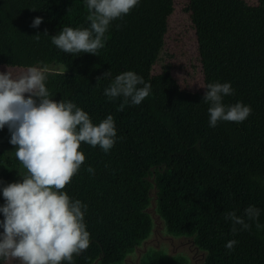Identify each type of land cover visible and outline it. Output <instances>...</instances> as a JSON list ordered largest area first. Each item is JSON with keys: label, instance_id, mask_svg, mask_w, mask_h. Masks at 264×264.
I'll return each instance as SVG.
<instances>
[{"label": "trees", "instance_id": "trees-1", "mask_svg": "<svg viewBox=\"0 0 264 264\" xmlns=\"http://www.w3.org/2000/svg\"><path fill=\"white\" fill-rule=\"evenodd\" d=\"M84 1L0 0V65L44 70L50 98L73 102L94 125L108 115L114 118L113 148L105 153L82 142L79 151L86 159L63 190L87 206L90 246L72 264H123L150 235L146 209L152 188L166 233L192 238L205 254L203 264H264V0L256 6L191 0L206 86L230 83L233 94L223 97V104L240 102L252 109L243 122L219 121L216 127L209 125L205 93L178 89L169 64L153 73L172 0H139L110 24L97 55L66 54L52 44V36L63 27H89ZM64 3L75 7L74 18L61 13ZM37 17L42 23L33 28ZM52 64L65 71L48 70ZM127 71L141 76L151 92L140 105L129 102L119 110L123 97L109 100L104 92ZM9 138L7 126L0 129V162L12 178L22 164L14 146L13 153L7 151ZM249 206L260 210L257 220L245 216ZM229 212L244 218L249 229L236 225L233 234L232 221L225 219ZM230 240L237 241L231 251L225 247ZM139 264L188 262L149 250Z\"/></svg>", "mask_w": 264, "mask_h": 264}, {"label": "clouds", "instance_id": "clouds-1", "mask_svg": "<svg viewBox=\"0 0 264 264\" xmlns=\"http://www.w3.org/2000/svg\"><path fill=\"white\" fill-rule=\"evenodd\" d=\"M139 0H86L89 27H63L52 36V44L66 54L89 53L97 55L104 47L110 24L129 14ZM42 23L37 17L30 25ZM39 38V35H37ZM110 71L104 77L110 76ZM45 71L30 67L13 78L10 72L0 73V129L7 126L10 144L15 156L27 170L22 182L3 187L4 205L0 213V260L19 261V264H72L73 257L90 246L84 215L87 209L81 201H73L63 191L78 174L86 157L79 151L81 143L99 146L108 153L117 137L114 118L108 115L94 125L88 113L70 101L56 102L46 88ZM99 79V78H98ZM142 85V87H141ZM203 102L210 103L209 125L219 121L240 123L251 114V107L240 102L225 106L223 97L233 94L230 83H209ZM151 92V85L133 71L121 73L105 89L109 100L123 97L119 110L129 102L140 105ZM87 171L94 172L89 167ZM260 210L254 206L245 209L249 221L257 220ZM225 219L233 223L236 234L240 225H250L234 212ZM237 244L230 240L225 245L230 251Z\"/></svg>", "mask_w": 264, "mask_h": 264}, {"label": "rangeland", "instance_id": "rangeland-1", "mask_svg": "<svg viewBox=\"0 0 264 264\" xmlns=\"http://www.w3.org/2000/svg\"><path fill=\"white\" fill-rule=\"evenodd\" d=\"M249 6H256L257 0H241ZM87 12L86 1H84ZM61 13L70 18L76 15V9L67 4H60ZM173 12L167 20V31L164 36V47L160 54V62L154 67L153 73L157 74L161 66L171 65L170 76L178 89L182 91L206 93L205 74L199 50V41L196 26L192 15L191 0H172ZM50 71L64 72L61 64H52L46 67ZM10 72L13 78H18L27 70L0 65V73ZM8 152L13 153V145L10 144ZM13 147V148H11ZM6 169L0 162V206L5 201L2 195L3 187L10 183L19 182L27 175V170L21 165L17 174L12 178L5 176ZM152 223L148 238L134 250L123 264H139L141 256L149 250H161L167 256H183L188 264H203L205 254L197 249L192 238L172 237L166 233L163 221L156 212L155 189L150 191V204L146 209ZM4 264H19V261H4Z\"/></svg>", "mask_w": 264, "mask_h": 264}, {"label": "crops", "instance_id": "crops-1", "mask_svg": "<svg viewBox=\"0 0 264 264\" xmlns=\"http://www.w3.org/2000/svg\"><path fill=\"white\" fill-rule=\"evenodd\" d=\"M20 69H23V68H20ZM25 69V68H24ZM25 70H27V69H25Z\"/></svg>", "mask_w": 264, "mask_h": 264}]
</instances>
